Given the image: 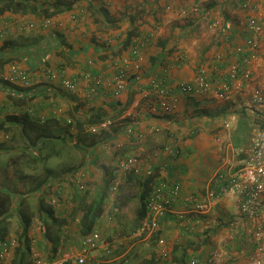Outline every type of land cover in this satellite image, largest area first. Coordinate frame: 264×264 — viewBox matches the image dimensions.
<instances>
[{
    "label": "crops",
    "instance_id": "0c3cea01",
    "mask_svg": "<svg viewBox=\"0 0 264 264\" xmlns=\"http://www.w3.org/2000/svg\"><path fill=\"white\" fill-rule=\"evenodd\" d=\"M64 1L71 8L46 19L47 27L34 15L0 13V72L15 62L30 76L29 85L0 86V123L11 135L0 143V190L12 198L7 216L0 217V239L18 241L3 264L22 258V218L31 220L23 264L54 259L60 249L80 250L84 210L101 200L103 213L113 218L101 226V247L112 252L100 255L103 260L93 253L86 264H254L258 258L264 264V194L244 213L231 187L264 130V104L255 101L256 92H264V0H248L249 8L246 0ZM254 20L262 28L258 35L248 25ZM31 22L35 29H24ZM250 39L256 47H249ZM125 59L130 75L119 91L117 66ZM234 65L241 69L236 77ZM202 72L209 91L183 92L181 86ZM62 76L77 83L76 93L61 86ZM163 76L170 93L159 98L152 84ZM93 79L102 85L95 87ZM161 99L173 105L171 113ZM10 116L19 119L6 121ZM107 120L113 122L109 130H88ZM37 129L51 136L39 151L26 140ZM158 150L111 200L117 156L145 158ZM160 177L181 185L180 208L205 202L210 210L183 220L167 214L138 243L134 234L150 220L146 212L139 225L150 194L143 180L151 179L152 188ZM58 190L71 200L69 217L61 204L52 207V217L40 209L41 200L49 206Z\"/></svg>",
    "mask_w": 264,
    "mask_h": 264
},
{
    "label": "built area",
    "instance_id": "2783aa9c",
    "mask_svg": "<svg viewBox=\"0 0 264 264\" xmlns=\"http://www.w3.org/2000/svg\"><path fill=\"white\" fill-rule=\"evenodd\" d=\"M244 8H249L250 3L248 0L243 4ZM48 20H45L43 24L44 27L48 26ZM250 30L258 35L262 32L261 26L254 20L249 22ZM28 31H32L35 29L34 23H27L25 28ZM249 47H256V41L254 39H250L248 41ZM135 55L138 59H141V55L138 51L135 52ZM122 67L118 64L117 66V81H116V89L122 91L126 88V79L129 77V65L130 60L125 59L122 63ZM128 67V72L126 68ZM241 69L239 66L234 65L231 69L232 77L238 76ZM59 74L52 72L50 77L52 80L58 78ZM87 78H92L89 74L86 76ZM95 87H99L102 85L100 79L92 80ZM22 83L25 85L30 84V76L27 72L23 71L17 63H12L9 66V72L4 73L0 72V86L6 84H17ZM61 86L70 93L77 92V83L74 80L69 78H65L62 76L61 78ZM152 89L155 94L159 98H165L169 95L170 90L168 87V77L163 76L153 81ZM181 89L185 93H192L198 95H204L210 89V83L208 78L202 74L196 79V81L192 84H183ZM255 101L259 104H264V92L257 91L255 94ZM161 106L165 109L167 113H171L173 111V105L167 102L164 99H161ZM1 109V106H0ZM113 126V122L111 120H107L101 122L97 125L89 126L88 130L92 132H103L109 130ZM11 139V135L6 132L1 127L0 123V143L6 142ZM117 149L122 147L121 144H118ZM164 151L171 155H177V151L173 150L170 147H165ZM161 153L160 150L155 151L149 156L145 158H139L137 156H125L118 157V163L116 165V172L113 175L111 183L108 188V192L110 194L111 200L118 194L124 179L128 177L130 174L140 175L141 171L144 167H146V163L152 157H157ZM82 186V184H81ZM231 187L235 188L238 194L241 197V210L244 213L249 212L260 197L264 194V130L260 133V135L255 139L253 143L252 151L249 155V158L246 162L241 173L231 181ZM83 188V187H82ZM81 188V189H82ZM229 189V188H227ZM226 188L224 191H228ZM63 190H58V194L49 198V205L52 207H57L60 204L65 206V215L69 217L72 212V204L71 200L65 201L62 198ZM181 205V185L177 182H170L162 177L154 180L152 183V188L149 194V197L146 201V208L148 212V219L150 217L151 222L145 221V223L139 228V230L134 234V239L138 243H143L147 241L150 236V231L153 227L157 226V222L159 219L163 218L167 214H174L177 218L183 220L188 215H205L209 212L210 207L205 202H196L191 204L190 206H185L180 208ZM105 221H113L112 217H108L104 212L96 221L95 227L83 237V242L80 250L78 251H62L60 249L57 256L51 260H43L38 258L34 264H68L71 262H75L76 264H86L88 259L92 257L91 255L97 254V257L104 255H110L111 249L108 247L102 248L103 242V234L101 230V226ZM16 238H9L5 240L0 239V264H3L5 257L9 251L10 247L17 246ZM65 238L61 239V248L65 245ZM160 243H164L163 240H160ZM100 253V254H98ZM211 264H216V262H210ZM254 264H263V258L256 259L253 261ZM191 264H198V260H192Z\"/></svg>",
    "mask_w": 264,
    "mask_h": 264
},
{
    "label": "trees",
    "instance_id": "16d2710c",
    "mask_svg": "<svg viewBox=\"0 0 264 264\" xmlns=\"http://www.w3.org/2000/svg\"><path fill=\"white\" fill-rule=\"evenodd\" d=\"M72 4H67L64 0H56L54 2H40L38 0H0V13L9 11L12 13H20L23 15H34L37 19H49L62 11L66 9H70ZM17 116H10L6 118V121L9 122H17L18 121ZM4 122V121H3ZM3 122H1V127L6 132ZM36 131V130H35ZM36 135H28L26 136L27 143L30 145L31 148L36 149L38 148V151L41 150L43 143H45L48 139L51 138L50 134L48 135L46 130L44 129H37ZM46 139V140H45ZM49 141V140H48ZM39 156V155H38ZM40 158V157H39ZM148 184L145 192L148 194L151 190V185L149 183L151 182V179L146 178V180H143V183ZM149 190V192H148ZM149 196L144 200V204H142L141 210L138 214V221L139 225L141 221L145 218L147 208H146V201ZM12 198L10 194L2 192L0 190V217H6L8 209L6 208V205L11 204ZM96 206L89 207L88 209L84 210V215L81 219L82 221V235L88 234L96 224V221L103 213V206L102 202ZM40 209L43 212H47V214L52 217L53 216V209L52 206H47V203L43 200L40 202ZM23 225H21V234H20V246L22 248V258L20 262L17 264H23L25 263V250L29 248L30 240L28 238V229L30 226V219L22 218ZM2 222V221H1ZM0 222V223H1ZM4 223V222H2ZM138 225V227H139Z\"/></svg>",
    "mask_w": 264,
    "mask_h": 264
},
{
    "label": "rangeland",
    "instance_id": "374dc122",
    "mask_svg": "<svg viewBox=\"0 0 264 264\" xmlns=\"http://www.w3.org/2000/svg\"><path fill=\"white\" fill-rule=\"evenodd\" d=\"M57 147L60 149V150H62L63 152H69V153H71L70 151L71 150H69V148L70 147H66L64 144H58L57 145ZM68 148V149H67ZM125 195H128V188L125 190ZM99 259H101V260H103V259H105V257L103 258H101V257H99Z\"/></svg>",
    "mask_w": 264,
    "mask_h": 264
}]
</instances>
